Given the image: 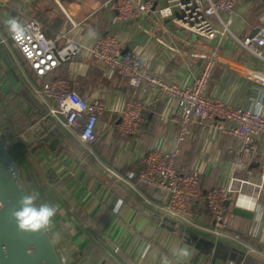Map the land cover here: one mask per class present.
Returning <instances> with one entry per match:
<instances>
[{"label": "crops", "instance_id": "crops-1", "mask_svg": "<svg viewBox=\"0 0 264 264\" xmlns=\"http://www.w3.org/2000/svg\"><path fill=\"white\" fill-rule=\"evenodd\" d=\"M160 4L158 0L155 5ZM97 8V0H0V33L5 38L10 36L4 21L12 18L22 21L32 16L41 20L48 36L67 32L70 23L64 9H69L74 12L79 25L68 36L89 44L97 36L113 34L123 42L124 51H136L144 57L146 69L175 83H182L197 74L203 63V53L215 51L211 47L213 42L183 32L167 19L160 20L161 24L175 36L153 23L155 15L124 21L115 12ZM263 23L264 0L237 1L231 26L234 35L226 36L215 51L217 60L208 87L209 94L228 104L245 107H251L253 100L264 94V86L247 78L250 68L264 72V58L245 50L236 39L253 35ZM9 41L24 71H31L24 59L14 53V45ZM9 60L14 66L13 58ZM16 71L27 89L22 75ZM56 71L70 78L72 87L80 95L88 99L99 97L107 105L97 125V139L92 143L94 154L86 152L80 140L62 128L67 137L60 140L56 151L51 152L46 145L41 147L38 143L40 135L35 123L42 122L40 112L46 114V109L29 87L33 98L28 107L36 115L25 130L28 139L27 143L22 142V148L36 165V171H40L38 175L52 196L51 204L57 208L49 230L65 263L118 264L109 255L110 251L122 264H162L165 257L176 264L173 250L187 246L191 255L182 264H236L231 260L213 263L211 255L197 250L182 236L162 226L164 216L145 198L156 204L164 203L167 197L164 189L131 179L132 186L112 177L99 163L115 162L124 176L133 178L142 168L140 158L146 150L156 144L167 150L173 149L180 128L177 102L167 104L164 100H151V92H147L144 99L151 104L140 131L137 135H126L116 129L118 112L125 98L135 91L125 78L109 73L95 59L82 56L71 58ZM162 112L168 113L165 121L160 119ZM256 144V157L251 160L245 156L244 167L235 170L240 153L235 138L193 124L179 143L176 168L179 171L198 169L204 190L226 184L234 174L257 186L261 183L264 135ZM236 187L239 188V184ZM257 192L259 188L252 184H244L242 191L234 190L225 221L230 231L263 248L264 223L254 232V211L237 204L238 198L244 195L247 200L251 198L263 207L264 185L259 198ZM194 210L206 222L212 221L202 199L194 204ZM242 264H264V258L247 254Z\"/></svg>", "mask_w": 264, "mask_h": 264}, {"label": "built area", "instance_id": "built-area-1", "mask_svg": "<svg viewBox=\"0 0 264 264\" xmlns=\"http://www.w3.org/2000/svg\"><path fill=\"white\" fill-rule=\"evenodd\" d=\"M97 1V9L105 8L115 12L124 21L155 15L153 23L175 36L167 26L161 24L160 20L167 19L183 32L213 42L211 47L215 51L226 36L234 35L231 26L238 0H159V6L155 5V0ZM64 13L70 27L67 32L58 33L53 38L46 35L44 24L34 16L20 21L26 29L23 35L14 37L10 33L9 38H5L0 33V44L10 52L24 82L45 107L46 116L60 128L76 136L86 152L94 154L92 143L97 139V125L105 114L107 105L99 97L85 98L72 87L70 78L55 74L60 65L78 56L95 59L102 63L109 73L122 76L134 88L135 91L125 98L124 105L118 112L116 129L123 134L139 133L151 104L144 99L147 92H151V100H164L167 104L176 101L180 110V128L175 147L167 150L156 144L146 150L140 158L143 168L138 175L139 182L164 189L167 197L165 202L160 204L153 203L148 198H145V201L154 205L168 219L215 239L230 242L246 254L264 258V247L258 248L233 233L225 221L228 203L234 190L242 191L244 184H252L259 188L256 195L259 198L260 189L264 185V152L261 183L257 186L234 174L226 184H217L204 190L198 169L179 171L176 168L179 143L184 140L193 124L235 138L240 152L235 170L244 167L245 156L251 160L256 157V142L264 135V116H257L250 110L251 107L234 106L208 93L217 60L215 51L203 53V63L197 74L182 83H175L146 69L144 57L136 51H124L123 42L113 34L97 36L89 44L68 36L69 32L78 27L79 22L76 21L73 11L64 9ZM236 39L245 50L258 58H264V23L256 34ZM9 40L20 51L33 76L19 64ZM247 78L264 86V72L261 70L250 68ZM167 114L162 112L160 119L165 121ZM99 163L112 177L133 186L132 176H124L117 163ZM236 184H239V188ZM201 199H204L211 214V222H206L194 210V204ZM251 202L253 199L250 198L249 201L243 195L238 198L237 204L248 208Z\"/></svg>", "mask_w": 264, "mask_h": 264}, {"label": "water", "instance_id": "water-1", "mask_svg": "<svg viewBox=\"0 0 264 264\" xmlns=\"http://www.w3.org/2000/svg\"><path fill=\"white\" fill-rule=\"evenodd\" d=\"M155 1L156 4L158 0ZM259 29L260 27H257L253 34ZM0 66L4 73L1 93L7 95L11 92H25L23 82L1 44ZM40 114L42 122L35 123L40 135L38 143L41 147L46 145L51 152H54L60 140H65L67 137L66 133L42 111ZM26 191L31 192L16 156L8 146L0 128V202L5 205L0 209V264H66L50 230L33 233L21 232L17 229L11 212L18 207V201ZM162 220V226L177 236H182L187 244L211 255L213 263L217 260H231L236 264H242L247 256L245 251L224 240L202 234L166 217H162ZM108 253L115 262L122 264L113 253L110 251Z\"/></svg>", "mask_w": 264, "mask_h": 264}, {"label": "clouds", "instance_id": "clouds-1", "mask_svg": "<svg viewBox=\"0 0 264 264\" xmlns=\"http://www.w3.org/2000/svg\"><path fill=\"white\" fill-rule=\"evenodd\" d=\"M8 30L15 36H21L25 32V27L15 18L4 21ZM257 116H264V94H261L253 100L251 109ZM39 193L27 192L22 195L18 201V207L12 212L11 216L16 222L17 229L21 232H39L44 230L47 232L51 225L53 218L57 214L56 206L48 202H39ZM4 203L0 202V209L4 208ZM249 210L254 211L256 228L253 231H257L262 223H264V207L258 206L255 201L251 202ZM191 255L187 246L183 248H176L173 250V256H175L176 264H182V261L189 258ZM162 264H172V261L167 257L163 258Z\"/></svg>", "mask_w": 264, "mask_h": 264}, {"label": "trees", "instance_id": "trees-1", "mask_svg": "<svg viewBox=\"0 0 264 264\" xmlns=\"http://www.w3.org/2000/svg\"><path fill=\"white\" fill-rule=\"evenodd\" d=\"M44 29H45V26H44ZM45 33L47 35L46 29H45ZM48 37L53 38L54 36H48ZM14 48H15L14 49V53H16L18 56H20V58H23L21 56V53L18 50V48L15 47V46H14ZM5 51H6V54L8 55V57L11 58L10 52L8 50H5ZM28 73H30V75L33 76V72L29 71ZM55 74L56 75H60V74L57 73V71H55ZM3 80H4V73H3V70H2V68L0 66V87H1V84H2V81ZM24 90H25V92H19V93H14V94L13 93H9V94H11L12 97H15L16 99L17 98L20 99V101L18 102V104L23 105L21 107V113H20L21 116L20 117H22V118H24L26 120V122H25L26 123L25 124L26 126L25 127H27V126L31 125L32 122L34 121V117H35L36 113L34 112V110H32V112H30L29 107H28V106H30V104H32L31 98H33V96H31V89L29 87H27V89L24 88ZM9 94H7V96H6L7 99H10V97L8 96ZM118 117H119V115H118ZM11 139H12L11 140V149L12 150L11 151L13 152L14 155L16 154V156L18 157L19 162L22 163V166L23 167L26 166L27 165V161H28V159H27L28 156L26 155V153L24 152V149L22 148V145H23L22 142H20L14 136H12ZM107 164H112V162L111 161H108ZM141 169L132 178V180H136L139 184H141V182H139L138 175H139ZM32 173L34 174V179L31 181V184L32 185H29V183H28L31 192H37V193H39L38 203L39 202H44L45 200H47V202L51 204V202H52V196L50 195L48 188L44 185V183L42 182V179L40 178V176L37 173L35 174V172H33V171H32ZM201 185H202V183H201ZM32 187L34 189H32ZM202 188H203V186H202ZM211 188H209V189H211ZM202 200L204 202V205H206L204 199H202ZM206 208H207V206H206ZM207 210H208V208H207Z\"/></svg>", "mask_w": 264, "mask_h": 264}, {"label": "rangeland", "instance_id": "rangeland-1", "mask_svg": "<svg viewBox=\"0 0 264 264\" xmlns=\"http://www.w3.org/2000/svg\"><path fill=\"white\" fill-rule=\"evenodd\" d=\"M6 96L7 95H3L0 91V128L2 130V133L5 139L7 140L8 146L11 149V140H12L11 137L12 136L17 138L20 142L24 141L25 143H27L28 137L25 134L26 132L25 130L30 125L25 127L26 120L20 117L21 107L23 106V105L18 104L20 99L19 98L16 99L15 97H12L11 94L8 95L10 99H7ZM16 159H17L18 164L21 167L22 174H23V177L26 183L27 184L29 183V185H32L31 181L34 179V174L32 173V171L35 172V174L36 173L38 174L40 171H36V165H34L29 160V158H27L28 159L27 165L24 167L22 166V163L19 162L17 156H16ZM32 189L34 188L32 187Z\"/></svg>", "mask_w": 264, "mask_h": 264}]
</instances>
